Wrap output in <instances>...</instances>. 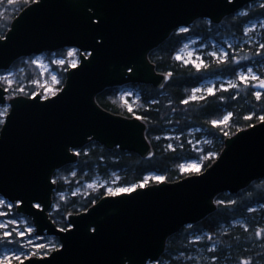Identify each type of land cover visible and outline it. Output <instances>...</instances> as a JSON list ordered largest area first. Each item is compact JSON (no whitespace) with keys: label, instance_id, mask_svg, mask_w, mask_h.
<instances>
[{"label":"water","instance_id":"1","mask_svg":"<svg viewBox=\"0 0 264 264\" xmlns=\"http://www.w3.org/2000/svg\"><path fill=\"white\" fill-rule=\"evenodd\" d=\"M255 1L34 0L13 18L0 35V70L21 57L64 48L92 52L66 71L62 91L50 101L40 92L36 98L9 96L0 83V104L10 105L0 128V194L11 202L23 199L16 210L31 217L36 233L65 244L67 251L45 257L44 264H115L121 256L135 264L158 261L171 235L216 210L218 194L238 193L264 178V123L258 121L227 136L202 174L105 194L86 210L68 212L66 224L76 227L67 232L50 215L55 171L75 163L88 142L154 155L147 123L104 108L97 95L127 83L164 88L170 72L157 70L151 50L199 18L220 23ZM35 202H43V210Z\"/></svg>","mask_w":264,"mask_h":264},{"label":"trees","instance_id":"2","mask_svg":"<svg viewBox=\"0 0 264 264\" xmlns=\"http://www.w3.org/2000/svg\"><path fill=\"white\" fill-rule=\"evenodd\" d=\"M33 1L13 0V3L9 4L8 0H0V35L5 34L21 9ZM259 1L253 2L251 6V3L246 5L244 7L247 8L246 13L228 15L220 23H209L208 19L199 18L189 26L188 32L181 33L175 30L164 42L151 50L149 56L155 62L157 70L171 73L164 88L144 83H128L107 87L97 95V101L104 108L133 116L132 111H129L118 98V91L126 85L139 89L140 99L133 111L145 117L143 120L147 123L146 134L151 141L154 155L151 158H143L133 151L121 150L118 147L108 148L94 140L88 142L79 150L75 163H68L54 173L56 188L53 201L59 207L53 208L50 215L57 225L65 227V216L68 212L86 210L107 194L105 187L92 190L85 196L72 194L76 186L91 181L96 176L108 180L116 175L119 177V185H129L144 180L149 172L159 173L169 181L177 180L186 174L181 171L180 164L186 159L201 155L188 141L190 129H200L197 133L198 139L206 135L212 140V143L205 145L203 154L213 149L220 154L227 136L260 121L259 116L264 112V99L257 100L256 88L242 83L239 89H218L215 95L206 94L203 96L205 99L197 98L184 103L191 96L192 89L203 80L215 76L236 77L240 69L264 62V54L259 49V45L264 43V29L259 42H243L244 26L253 19L264 17V9L258 7ZM189 36H198L203 41L213 37L219 40L224 37H235L238 43L229 49L230 63L220 64L212 56L205 55V61L209 66L197 70L194 65L184 63L175 56ZM64 51L65 49H60L56 53L62 54ZM236 57L251 59H243L237 63ZM54 67L57 68L56 65ZM61 68L60 88L65 82V69L69 66L65 64L61 65ZM10 70L17 72L21 82L34 81L41 75L32 62V56L17 59ZM0 82L9 89L10 96H13L12 92L24 93L13 89V85L17 83L8 85L5 81ZM27 88L29 90L26 91L27 95L38 91L32 85ZM221 96L224 99H221ZM227 112L234 114L228 123L219 126L211 124L212 120L221 118ZM249 113H255V116L247 119ZM171 129L176 135L170 139L165 135ZM171 142L173 147L170 148ZM215 158L205 159L204 168ZM65 191L68 193L66 197H62L60 193ZM216 200L225 203L217 204L216 210L204 219L183 227L168 238L159 264H214L211 260L213 254L219 257L216 264H238L240 258L244 256L258 257L264 253V239L256 234L259 228H264V178L253 181L238 193L222 192L217 195ZM15 211L17 212L16 208ZM245 224L249 225L247 229L244 227ZM199 235L203 239L194 241L193 237ZM209 235L211 239H207ZM213 244L216 245L215 251L212 249ZM257 264H261L259 259Z\"/></svg>","mask_w":264,"mask_h":264},{"label":"snow or ice","instance_id":"3","mask_svg":"<svg viewBox=\"0 0 264 264\" xmlns=\"http://www.w3.org/2000/svg\"><path fill=\"white\" fill-rule=\"evenodd\" d=\"M8 3H13V0H8ZM258 7L264 9V3L258 4ZM212 21L209 20V23ZM255 27V26H253ZM261 27H264V24L261 25ZM251 30V29H249ZM179 32L185 33L188 32L189 29L186 27H180L178 29ZM188 45H185V48H187ZM259 49L261 50V53L264 54V43H261L259 45ZM92 57V52L88 51L86 53L80 52L78 48L76 47H70L67 49L66 55L63 59L57 58L55 63L60 65L68 64L70 68H78L81 64V58L82 57ZM212 57H215L217 62L220 64H227L231 62V58L229 57L228 51H221V52H212ZM194 51L188 52V59H185L184 55L182 53H177V59L183 61L184 63H190L195 66L197 70H201L202 68H207L209 65L208 63L203 59L202 56H198ZM237 63H239L240 60L243 59H251L250 57H236ZM34 63L40 64L41 67H44L42 60H36ZM67 70V69H65ZM131 71V69H129ZM169 76H171V73H168ZM12 76L11 72H7L5 75L0 76V81H6L8 85H12L14 81L10 79ZM237 83L231 84L229 83L227 85V88H234L239 89L241 87V83L246 86H250L251 88H258L260 90L255 91V97L257 100L264 99V72H257L254 71L252 67H247L244 69H241L239 74L236 76ZM52 81L55 84H59L60 81L57 79L55 75L52 76ZM226 86L224 84L220 85L221 89H224ZM20 92H24L25 95L28 93L25 91L24 88L19 89ZM62 91L61 88L58 87H47L45 89V93L40 94L41 98L45 101H50L52 97H57L58 93ZM196 91V90H194ZM202 91H206L207 93L211 95H215L216 88L215 86H210L207 89H204ZM16 92H12V95H16ZM33 98H36L38 94L36 92L31 93ZM131 93H122V97L131 96ZM236 95H239V92L236 93ZM205 99L206 97H196L195 95L189 96L184 103H188L189 100L194 99ZM221 99H224L223 96L220 97ZM125 103L128 105V110L132 111L133 116H137L138 119H145L144 116L138 115L137 112L132 110V105L128 103L127 99H125ZM10 107V105L8 106ZM8 107H5L3 111H0V122L5 121L9 118V112ZM234 114L229 112L226 116H224L223 120H212L211 124L219 126L220 124L228 121ZM255 116V113H249L247 119H251ZM259 120L261 123H264V112H262L259 116ZM250 127H254V125H249ZM227 135V133H225ZM169 147H173L171 144ZM75 151V149H74ZM77 155H79V152H77ZM219 153L216 152H208L207 155L204 157V159H208L210 157H218ZM181 171L187 172L189 175L192 173L202 174L203 172V166L201 163H198L196 161H193L191 164L188 165H181ZM157 182L163 181L165 177L163 176H156L155 177ZM149 185V180L145 179L140 181L139 183L129 184L125 187H119L115 189H109V193L111 195H121V194H131L135 192L139 188L147 187ZM79 191V190H77ZM231 203H235L234 201H230ZM217 204L225 203V201L217 200ZM25 201L23 199H16L12 202H9L5 199H0V208H6L7 211H0V216L8 217L10 215H14L15 213L12 212L14 208H19L20 206L24 205ZM35 209H41L43 210L44 204L43 202H35L33 204ZM59 207V205H57ZM20 221L16 219H11L5 222L0 223V243L3 245H17L16 249L13 250L11 247H8L6 251L0 255V264H44V258L45 257H51L53 253H59V250L63 249L67 251V248L64 243H49L45 244L43 243V237H40L36 230L33 227H26L25 229H22L20 225ZM25 225H27V222H24ZM15 226V227H12ZM76 227L74 224L69 223L65 228L62 229V231H69V229H72ZM244 227L247 229L249 225L245 224ZM92 233H96L97 229L92 228ZM258 236H260L262 239H264V228H259L256 233ZM94 238V236H93ZM203 238L200 236H194V241H200ZM207 239H211V235L207 237ZM33 241H41V242H33ZM213 251L216 249V245H212ZM261 262V264H264V253L259 254V256L254 255H247L238 261V264H257V260ZM211 260L216 264V262L219 261V257L215 254L211 256ZM135 264V261L131 256H121L116 261L115 264ZM148 264H159V261L153 260L151 262H148Z\"/></svg>","mask_w":264,"mask_h":264},{"label":"rangeland","instance_id":"4","mask_svg":"<svg viewBox=\"0 0 264 264\" xmlns=\"http://www.w3.org/2000/svg\"><path fill=\"white\" fill-rule=\"evenodd\" d=\"M259 4L264 3V0H260L258 2ZM253 3L250 4V6ZM247 12V8L242 9L241 11H239L238 13H246ZM209 20V19H208ZM264 24V17L263 18H259V19H253L251 21H249L245 26H244V40L243 42H247V43H252L253 41L259 42L261 40V35H262V31L264 29V27H261V25ZM255 26V27H253ZM189 29V27H186ZM251 29V30H249ZM178 30V29H177ZM238 43V40L235 37H224L222 39H217V38H211L207 41H203L200 37L198 36H189L187 37L184 42L182 43V45L180 46V48L177 50V52L175 53V56L177 58V53H182L185 57V59H188V52L189 51H194L198 56H202L203 59L205 60V55H210L212 52H221L223 51H228L229 53V49L230 47H233L234 44ZM185 45H188L187 48H185ZM68 49V48H67ZM67 49H65L64 53L62 54H58L56 52H52L50 55H48L47 53H42V54H38V55H32V62L33 64H35V66L38 68L39 72H40V76L38 78H36L34 81H30V82H21V80L18 79L17 77V72L15 70H4L2 72H0V76L5 75L7 72H11L12 76L10 77V79H12L14 81V83H17L15 85H18V87L16 88L15 85L13 89L18 90L20 88H24V87H29V86H33L35 88L38 89L37 92L40 93H45V89L49 86L51 87H58L60 88V83L57 85L52 81V76L55 75L57 77V79L61 82V77H60V69L61 65L55 63L57 58L63 59L66 55ZM197 57H193V58H197ZM215 58V57H213ZM216 59V58H215ZM36 60H42V63L44 65V67H41L40 64L34 63V61ZM57 66V68H55L54 66ZM248 67H252L254 71L259 72H264V62L263 63H258L255 65H250ZM247 68V67H246ZM241 70V69H240ZM240 70L238 71L237 75L239 74ZM6 82V81H5ZM238 81L236 79V77H223V76H215V77H211V78H207L205 80H203L198 86H196L195 88L192 89L191 91V96L195 95L196 97H201L204 96L207 93L206 91H202L204 89H207L210 86H215L216 91H218V89L220 88L221 84H224L226 87L224 89H229L227 88V85L229 83L231 84H236ZM242 83V82H240ZM8 89V88H7ZM25 89V88H24ZM26 90V89H25ZM196 90V91H194ZM258 91V90H256ZM122 93H131V96H127V97H122ZM140 97V91L138 88L136 87H131V86H123L119 91H118V98L120 99V101L122 102L123 105L127 106L128 105L125 103V99H127L128 103H130L132 105V110L136 107L139 98ZM9 103H5V104H0V111H3V109L5 107H8ZM8 107V111H9ZM229 112L225 113L221 118L215 119V120H223L224 116H226ZM230 120V119H229ZM226 121L222 124H226L229 122ZM4 121L0 122V125H2ZM1 127V126H0ZM200 131L199 128H193L190 129L189 131V137H188V141L191 143L193 149H195L197 152L201 153V155L199 157L196 158H191V159H186L184 160L181 164H180V169H181V165H188L191 164L193 161H196L198 163H201L203 166V170L204 168V157L207 155L203 154L204 151V147L207 143H212V140L209 139L206 135L202 136L200 139L197 138V133ZM175 133L173 132V130L171 129L165 136L168 138H174L175 137ZM172 145V142H171ZM209 152H216L217 151L215 149L210 150ZM184 173H186L185 175H188L187 172L182 171ZM156 176H163L159 173L156 172H149L146 174L145 179L149 180V184L157 182L155 177ZM118 179L119 177L116 175L110 179H102L99 176H96L94 179H92L91 181L85 182L84 184L80 185V186H76L73 190H72V194H83L84 196L89 194L90 191L92 190H97L100 187H105L106 188V193H109V189H115V188H119V187H125L127 185H119L118 184ZM55 181V179H54ZM79 190V191H77ZM68 193V191L65 192H61L60 195L62 197H66V194ZM0 199H5L7 201H9L8 199H6L5 197H3L0 194ZM11 202V201H9ZM56 209L57 205L53 203V206L50 210V213L52 211V209ZM0 211H7L6 208H0ZM12 212H14V215H10L8 217H4V216H0V223L11 220V219H16L19 220L20 223V227L22 229H25L26 227L30 226L33 227L35 229V225L32 222L31 217H28L25 214L19 213L15 211V208L13 210H11ZM31 219V221H30ZM54 220V219H53ZM27 222V225H25L24 222ZM240 221V220H239ZM237 223V222H236ZM59 226V225H58ZM15 227V226H12ZM61 227V226H60ZM200 236V235H199ZM43 237V243L45 244H49V243H56L59 244V240H57L58 238L55 236H48V235H44V236H40ZM35 242H41V241H33ZM8 247H11L13 250L16 249L17 245H3L2 243H0V255H2L6 249Z\"/></svg>","mask_w":264,"mask_h":264}]
</instances>
